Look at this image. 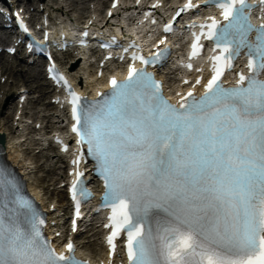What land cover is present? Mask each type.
Listing matches in <instances>:
<instances>
[{"label": "snow or ice", "instance_id": "1", "mask_svg": "<svg viewBox=\"0 0 264 264\" xmlns=\"http://www.w3.org/2000/svg\"><path fill=\"white\" fill-rule=\"evenodd\" d=\"M217 6L228 22L218 31L215 20L209 26L207 37L216 36L220 48L217 65L223 59L230 68L233 53L249 49L250 75H240L236 87L219 83L224 69L217 66L203 95L189 92L177 108L150 74L130 66L123 82L109 81L102 103L82 108L70 93L72 132L96 162L114 213L109 255L126 230L128 264H264V81L257 78L264 24L257 43L248 44L246 0ZM191 7L189 0L185 10ZM37 223L26 232L0 217V264H81L57 255ZM66 250L73 253V244Z\"/></svg>", "mask_w": 264, "mask_h": 264}, {"label": "bare ground", "instance_id": "2", "mask_svg": "<svg viewBox=\"0 0 264 264\" xmlns=\"http://www.w3.org/2000/svg\"><path fill=\"white\" fill-rule=\"evenodd\" d=\"M20 1L21 0H17L16 2ZM35 1L37 3H41L43 8L48 13L49 19L56 20L62 18L71 21V17L73 20L78 21L87 18L92 14L94 15L98 13L101 15L103 13L101 8L102 4L99 3L100 0ZM27 3L30 4V2ZM91 4H95L93 5L95 6L93 10L91 9ZM37 10L39 9L37 8ZM43 13V11L40 12V14ZM2 59L4 62L0 71V104L2 99L1 96L4 91H6V87H8L7 91L11 92L12 95L17 94V98L20 96V90L22 89H26L27 93L28 91L38 89V94L34 96L35 99L34 97L29 98L25 103L26 105L21 110L16 107V105H12L11 102V106L7 112H5V115L0 116V134H3L5 137L2 150L7 154V159L11 161L14 166L20 169V173L22 174L24 180L28 181V183L33 187L35 193L44 202L46 200L43 193L45 188L41 187L42 184L39 183V180H43V178H38L37 173L39 171L48 173L54 171L52 161L56 157V151H54V156L49 154L44 155V150L39 149L40 143L35 138V135H38V133L42 131H45L44 134L47 135L49 133L47 132L48 128L55 129L58 125H61L62 120L60 118L62 117L63 110L54 107L50 101L47 103L41 102L47 92H45L44 88H42L46 85L40 83L41 79L44 80L40 71H38L37 74L32 73L33 67L29 66L25 60L22 65H13L8 60H5L3 56ZM63 65L68 66L69 73L75 81L82 76L83 72L77 66V58H75V56H71L68 61L63 62ZM36 66L39 67V65ZM169 80L170 77L168 78V81ZM87 86L89 85H84L85 88ZM15 87H17L16 91H14ZM47 88L48 86H46V89ZM27 109H30L31 111L28 112ZM2 111L3 110L0 108V115ZM37 123H40L41 126L38 130L35 128V124ZM19 126L25 127V133L21 134V138L19 136ZM22 147H25V150ZM35 149H39L38 155H32ZM42 157H45L44 161H40ZM55 195H57L60 200L64 198L61 189H59ZM52 204L58 208H65L64 204L59 205L57 201L53 200L45 207L46 211H49V207ZM50 214H56V211L51 212ZM96 228L97 227H95V229ZM96 234L97 232H94L92 235ZM90 241L91 240H88L86 243L89 244L88 246L85 243H78L84 255L86 254L91 257L101 255V243L97 240H94L93 242Z\"/></svg>", "mask_w": 264, "mask_h": 264}, {"label": "rangeland", "instance_id": "3", "mask_svg": "<svg viewBox=\"0 0 264 264\" xmlns=\"http://www.w3.org/2000/svg\"><path fill=\"white\" fill-rule=\"evenodd\" d=\"M27 2H30V5H32V7L35 5V0H22V4H26ZM102 4V9L106 8L108 6V0H100V2ZM29 4V3H28ZM30 5H28L29 8ZM97 5V4H96ZM21 58H18L14 57L12 60H10L9 62L12 63L13 65H16V64H23V61H19ZM3 60L2 58H0V66L3 65ZM40 71L42 73V77H43V71H42V68L41 67H35L33 68L32 70V73L34 74H37V72ZM44 79V78H43ZM40 83L42 84H46V81L45 80H42L40 81ZM42 88H44V91L47 92L45 94V96L42 98L43 100L41 101L42 103H47L49 102L50 100V97H52L51 93H50V89H46V86H43ZM6 91H4V93L2 94V99H1V104H0V108L3 110L1 115L0 116H4L5 115V112H7V110L9 109V107L11 106V102H12V105L15 104V101H16V95H12L11 92H8L7 89L8 87L5 88ZM46 89V90H45ZM17 90V87L14 88V91ZM33 91V90H32ZM35 92H33L31 95H30V98L31 97H34L36 96L37 91L38 89H34ZM35 99V97H34ZM42 108V107H40ZM27 111H31L30 109H27ZM40 125V123H38ZM36 126V124H35ZM47 130H51L50 128H48ZM39 153L37 152V150L35 149V151L33 152L32 155H38ZM46 155L47 154H51V155H54V152L53 151H46L45 153ZM41 156V155H40ZM45 160V157H42L40 161H44ZM55 165H54V171L53 172H44V171H39L37 173V177L38 178H43V180H39V183H41V187H44L45 190H44V198H46V202H47V205L49 202L51 201H57L59 205H62V204H65L66 205V202H65V194L64 192H62L64 198L62 200H60L57 195H55L58 190H57V186H60L61 185V179L63 176H64V172H63V162L59 161L58 159H54L53 160ZM62 166V167H61ZM42 181V182H41ZM92 231V230H91ZM92 233L88 234L86 238H79L78 240L80 241H85V244L87 243L88 240H91L90 242H93L94 240H97L98 241V238L95 236V235H92ZM87 246L89 244H86ZM91 247V246H89Z\"/></svg>", "mask_w": 264, "mask_h": 264}, {"label": "water", "instance_id": "4", "mask_svg": "<svg viewBox=\"0 0 264 264\" xmlns=\"http://www.w3.org/2000/svg\"><path fill=\"white\" fill-rule=\"evenodd\" d=\"M4 142V137L0 135V143L2 144Z\"/></svg>", "mask_w": 264, "mask_h": 264}]
</instances>
